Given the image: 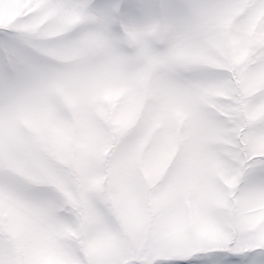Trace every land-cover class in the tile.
I'll use <instances>...</instances> for the list:
<instances>
[{"label": "clouds", "instance_id": "9594fccd", "mask_svg": "<svg viewBox=\"0 0 264 264\" xmlns=\"http://www.w3.org/2000/svg\"><path fill=\"white\" fill-rule=\"evenodd\" d=\"M264 264V0H0V264Z\"/></svg>", "mask_w": 264, "mask_h": 264}, {"label": "snow or ice", "instance_id": "6c2138e0", "mask_svg": "<svg viewBox=\"0 0 264 264\" xmlns=\"http://www.w3.org/2000/svg\"><path fill=\"white\" fill-rule=\"evenodd\" d=\"M191 264H228V261L224 260L222 257H213L210 260L193 261Z\"/></svg>", "mask_w": 264, "mask_h": 264}]
</instances>
